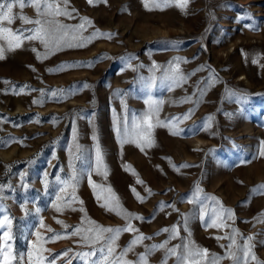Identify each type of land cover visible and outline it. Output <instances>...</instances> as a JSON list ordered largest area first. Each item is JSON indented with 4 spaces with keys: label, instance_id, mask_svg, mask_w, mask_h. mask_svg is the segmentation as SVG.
I'll list each match as a JSON object with an SVG mask.
<instances>
[{
    "label": "rangeland",
    "instance_id": "1",
    "mask_svg": "<svg viewBox=\"0 0 264 264\" xmlns=\"http://www.w3.org/2000/svg\"><path fill=\"white\" fill-rule=\"evenodd\" d=\"M71 9L76 10L74 18L60 17L62 23L74 27L83 18L92 22L74 33L75 40L69 37V43L85 46L65 44L46 53L39 41H25L21 49L5 51V59L0 60V141H10L8 146L0 143V185L4 186L0 218L7 214L12 219L14 250L26 254L37 229L46 237L53 235L39 227L41 218L61 238L46 244L37 241V247L43 244L53 255L72 250L56 264L90 250L77 244L79 237L70 236L74 228L88 227L89 220L103 227L126 225L122 216L100 206L104 202L96 198L100 190L88 182L91 172L95 184L112 188L123 209L144 217L132 223L154 239L137 245L135 253L143 252L144 245L168 239L169 233H155L177 225L181 238L223 256L220 245L230 241L215 237L231 234L235 228L243 237L254 236L253 253L264 262V194L258 190L264 185V156L260 155L264 148V0H189L184 9L175 0L162 8L155 7L153 0H93L91 5L87 0H70ZM13 13L36 17L32 6H14ZM4 26L22 25L17 18ZM94 32L111 38L97 35L87 42L84 38ZM0 44L6 47L4 41ZM177 62L186 81L169 90L170 82L162 76ZM190 110L189 118L183 119ZM150 112L155 126L147 130L145 125V131L152 146L141 151L135 143L122 145L117 124L127 121L129 130L135 131L134 119L139 122ZM177 131L179 135L172 134ZM97 142L107 179L95 171ZM76 144L82 150V159L76 162V199L57 201V195H72L71 187L60 193L55 178L68 179L69 150ZM138 179L143 183L138 184ZM197 186L207 206L203 221L198 218L200 204L187 202ZM130 187L144 198L143 203ZM161 202L166 207L159 208ZM54 204L62 211L57 212ZM214 209L217 214L231 210L230 227L205 226L211 223ZM135 235L121 233L117 250ZM181 242L173 239L169 247ZM237 242L243 244L244 239L237 236ZM163 256V250L156 251L149 264H160ZM126 259L135 260L136 255L130 252ZM71 264L83 261L72 259ZM168 264H175V258ZM220 264L232 262L223 259Z\"/></svg>",
    "mask_w": 264,
    "mask_h": 264
},
{
    "label": "snow or ice",
    "instance_id": "2",
    "mask_svg": "<svg viewBox=\"0 0 264 264\" xmlns=\"http://www.w3.org/2000/svg\"><path fill=\"white\" fill-rule=\"evenodd\" d=\"M69 2L70 0H0V41H4L6 43V47L4 44H0V60L5 59V51H15L17 49H21L24 45L25 41H39L45 48L46 53L53 48L59 49L65 44L68 47H83L85 46L83 43L73 45L69 43V37L71 35V39L75 40L77 37L74 33H77L80 30H86L85 24L91 25V21L87 18H83L84 22L76 25L74 27H70L61 22L60 17H65L68 19H73V13L76 11L75 9L69 10ZM87 2L91 5L93 0H87ZM106 2V0H104ZM171 0H162V3L158 2V0H153V4L157 8L166 7L169 5ZM175 3L181 9L187 7L189 0H175ZM14 6H18L20 9L25 8L26 6H32L35 9L36 17L34 19H30L26 15L19 14L14 15L13 8ZM147 6V4H146ZM21 20V28L13 29L8 26H4L5 23L7 25H12L16 19ZM30 24L33 25L31 28H25L23 25ZM247 27L252 28L251 25ZM97 35H107L108 38H111V34H103L94 32L92 35L84 38L87 42H91L93 38ZM32 51H36L35 48ZM45 53V58H46ZM40 57L38 56V59ZM253 63H256L254 60ZM60 70V69H58ZM49 71H52L49 69ZM162 80L170 82L169 90L171 89V85L178 86L182 81H186V78L180 75L179 63L177 62L175 67H171L165 71L162 76ZM5 83H8L5 81ZM149 87L152 86L150 83ZM84 88L90 87L88 84L83 85ZM23 91V88L21 89ZM43 92V90H41ZM18 94V93H17ZM53 97L57 96V92L53 91L51 93ZM38 101H33V103H37ZM150 102V101H149ZM191 110L188 114H185L183 119H188ZM175 119V118H174ZM153 116L152 113L146 114L139 122L133 121L132 128L135 131L129 130V125L127 121L120 123L116 126V132L120 137L121 144L125 143H135L141 151H144L145 147H151L152 142L148 138L149 133L145 131V125L147 130H151L155 125L152 122ZM211 120V117H209ZM157 124H161L162 122L157 120ZM170 124L171 121L164 122ZM211 127L209 123L207 125ZM182 131V130H180ZM173 135H179L180 132H173ZM75 140V135L73 136ZM93 140H96L97 137L93 135ZM142 141H147V143H143ZM4 146H8L10 141H0ZM261 144L264 145V141H261ZM71 159L69 160L68 167L71 169V173L68 179H63L61 176H56V182L61 185L59 188L60 193H67L69 187L72 189L71 197L57 195L56 200L60 201L61 199L65 200L66 203H70L76 199L75 197V189L76 185L79 182V172L76 167V162L82 159L81 148L78 144L75 145L74 150L70 149ZM260 155L264 156V148L260 151ZM95 163L96 168L95 171L97 174H102L105 179H107L108 172L106 167H104L103 163V155L99 146V143L96 144L95 149ZM180 167H187V165H181ZM104 169L101 173V169ZM179 171V168L176 169ZM91 172L88 176V182L90 186L93 187L94 190L99 188V192L96 193V198L100 201L102 198L104 200L103 203L100 204L102 208H105L109 212H115L118 216H122V218L126 221V225L122 227H103L98 225L95 221H88V227L81 228L76 227L70 233V236L79 237L77 244L87 247L89 251L76 252L73 257L69 258L65 264H71L72 259H80L83 261V264H149V258L152 254H154L158 250L164 251V256L162 257L160 264H168V260L170 258H175V264H220V261L223 259H228L232 262V264H250V261H256L257 264H264V262H259L257 257L253 253L252 241L254 240L253 235H248L243 237L242 234L239 233L238 229L232 228L231 234L225 236H217L215 239H227L230 242L227 245L221 244L220 247L225 249V254L223 256L217 254H210L209 250L206 248H200L195 245L193 241L187 238H181L179 235V229L177 225H173L172 227H165L161 229L159 232L155 233V235H161L163 233H169L168 239L164 240L158 244L144 245V251L141 253H135V247L137 245L143 244L145 240H153V236H148L143 233H140L139 229L136 228L132 221L133 220H144L143 216L137 215L135 213H131L123 207L119 203L118 197L113 193L112 188L105 187L104 185H97L91 179ZM45 176V187L48 185L47 177L48 173H44ZM24 174H21V180L23 181ZM138 184H142L143 181L137 180ZM3 185H0V191L3 190ZM26 187V185H25ZM130 190L136 193V198L143 203L144 198L140 196L139 193L136 192L135 188H131ZM264 194V185L260 186L258 189ZM149 194H151L150 190ZM202 190L198 188L197 191L193 193V198L189 199L187 202L190 204H200V211L198 218L200 220H205V216L207 213V206L204 204L203 200L200 197V192ZM106 192L108 195L102 197V193ZM2 199V197H0ZM204 199L215 201V197H204ZM80 204H83V201H79ZM219 203V201H217ZM53 207L57 212H61L62 209L59 205L54 204ZM166 205L164 202H161L159 208H164ZM119 209V210H117ZM75 211L76 209H72ZM81 212L84 211L83 208L79 209ZM4 211L0 208V212ZM178 211V209H177ZM39 212V209H37ZM233 217V213L231 210L225 209L221 213L217 214L215 209L213 210V216L211 218V223H206V227L216 228V229H224L230 227L227 224V220H231ZM58 224H62L65 229L69 226L63 224V221L57 220ZM264 223V221H261ZM83 223V220L82 222ZM187 218L184 219L185 231H187ZM39 227L41 229H46L48 233H53L52 236H45L37 229L34 233L36 240L30 241L32 247L29 251L25 253H17L13 244L11 243L14 239L12 235V219L4 214L2 218H0V264H56L58 259L63 257H68L71 249L62 251L59 254H51L50 250L43 248V244L40 247H37V241H42L43 243H48L49 241H55L61 238L59 233H55L51 227L45 225L43 218L40 219ZM137 233L132 240L121 250H117L119 245L117 244V239L121 233ZM190 235V233H189ZM237 236H241L244 239L243 244H239L237 242ZM173 239H181L182 242L176 245L169 247L171 240ZM49 252L48 256L43 255L44 252ZM133 253L136 255L135 260H127L126 257L128 253ZM35 257V258H34Z\"/></svg>",
    "mask_w": 264,
    "mask_h": 264
}]
</instances>
